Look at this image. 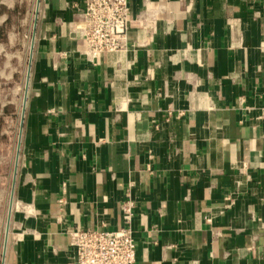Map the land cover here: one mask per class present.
<instances>
[{
    "label": "crops",
    "instance_id": "crops-1",
    "mask_svg": "<svg viewBox=\"0 0 264 264\" xmlns=\"http://www.w3.org/2000/svg\"><path fill=\"white\" fill-rule=\"evenodd\" d=\"M130 5L93 57L84 0H0L1 264H77L69 231L128 200L137 264H264V0Z\"/></svg>",
    "mask_w": 264,
    "mask_h": 264
},
{
    "label": "built area",
    "instance_id": "built-area-1",
    "mask_svg": "<svg viewBox=\"0 0 264 264\" xmlns=\"http://www.w3.org/2000/svg\"><path fill=\"white\" fill-rule=\"evenodd\" d=\"M84 1L80 14L85 21L82 35L87 41L88 52L97 57L102 53L126 49L125 40L132 20L130 0ZM134 208L132 200L123 202L124 225L117 230H70L76 263L137 264L132 229Z\"/></svg>",
    "mask_w": 264,
    "mask_h": 264
},
{
    "label": "rangeland",
    "instance_id": "rangeland-1",
    "mask_svg": "<svg viewBox=\"0 0 264 264\" xmlns=\"http://www.w3.org/2000/svg\"><path fill=\"white\" fill-rule=\"evenodd\" d=\"M6 91V92H5ZM8 93L7 89L3 90L2 92V98L4 99L6 94ZM7 96V95H6ZM10 99V96H8ZM22 95L19 97V102H21ZM6 99V100H7ZM4 130H8L7 124L4 123V125L0 124V191L2 187L5 185L7 188L4 191L5 198H4V206L0 207V219L2 222H0V264L2 263V249H3V242H4V235L6 231L7 226V216H8V209H9V198H10V188H11V182H12V173H13V164L15 160V149L17 146L16 137L15 142L12 144V147L8 145L7 137H4V134H1V132H4ZM10 144V143H9ZM10 149V152H8ZM9 153V154H8ZM4 189V188H3Z\"/></svg>",
    "mask_w": 264,
    "mask_h": 264
},
{
    "label": "water",
    "instance_id": "water-1",
    "mask_svg": "<svg viewBox=\"0 0 264 264\" xmlns=\"http://www.w3.org/2000/svg\"><path fill=\"white\" fill-rule=\"evenodd\" d=\"M12 208H13V201L10 205V209H9V219H8V225H7V237H6V241H7V238H8V232H9V226H10V217H11V213H12Z\"/></svg>",
    "mask_w": 264,
    "mask_h": 264
}]
</instances>
